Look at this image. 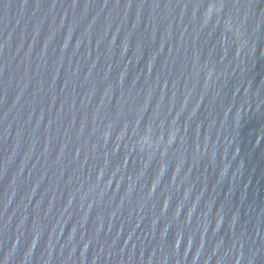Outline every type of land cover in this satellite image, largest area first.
Here are the masks:
<instances>
[{
    "label": "water",
    "instance_id": "obj_1",
    "mask_svg": "<svg viewBox=\"0 0 264 264\" xmlns=\"http://www.w3.org/2000/svg\"><path fill=\"white\" fill-rule=\"evenodd\" d=\"M0 264H264V0H0Z\"/></svg>",
    "mask_w": 264,
    "mask_h": 264
}]
</instances>
